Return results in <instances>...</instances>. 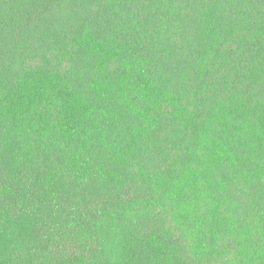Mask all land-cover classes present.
<instances>
[{"label": "trees", "instance_id": "obj_1", "mask_svg": "<svg viewBox=\"0 0 264 264\" xmlns=\"http://www.w3.org/2000/svg\"><path fill=\"white\" fill-rule=\"evenodd\" d=\"M0 264H264V0H0Z\"/></svg>", "mask_w": 264, "mask_h": 264}]
</instances>
